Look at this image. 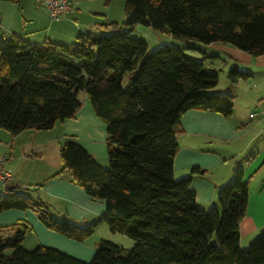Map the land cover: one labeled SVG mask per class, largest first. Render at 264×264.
<instances>
[{
    "label": "trees",
    "instance_id": "obj_1",
    "mask_svg": "<svg viewBox=\"0 0 264 264\" xmlns=\"http://www.w3.org/2000/svg\"><path fill=\"white\" fill-rule=\"evenodd\" d=\"M19 0H0L17 3ZM109 1V0H105ZM125 21L104 23L100 34L82 33L69 46H36L18 36L0 39V129L11 136L24 130H51L79 110L84 94L106 124L108 167H102L74 140L59 149L62 171L93 199L103 200L96 224L79 228L50 217L44 205L10 189L0 193V212L30 210L48 230L84 242L98 224L135 242L124 250L101 239L90 261L52 248L32 251L22 243L25 223L5 226L0 264H264V232L245 251L239 225L248 204L242 170L219 189L217 207L197 208L190 175L175 180L172 164L180 117L202 110L226 118L231 95L211 94L218 75L182 50L147 45L134 38L136 26L178 40L223 44L250 56L264 55V0H123ZM134 72L127 86L123 79ZM251 74L230 69L231 84ZM61 172L56 173L59 176ZM11 250L10 254L5 251Z\"/></svg>",
    "mask_w": 264,
    "mask_h": 264
},
{
    "label": "crops",
    "instance_id": "obj_2",
    "mask_svg": "<svg viewBox=\"0 0 264 264\" xmlns=\"http://www.w3.org/2000/svg\"><path fill=\"white\" fill-rule=\"evenodd\" d=\"M68 1L73 9L58 21H50L36 0L0 2V39L18 36L36 46L44 43L69 46L75 44L82 33H103L98 27L104 23L125 21L124 13L114 9V3L119 9L121 1ZM207 46L211 53L203 56L213 60V65L222 63L227 73L235 68L251 77L231 84L226 73L227 84L221 85L218 78L217 86L209 91L232 96L230 117L202 110L187 111L180 117L176 134L179 150L172 164L173 177L180 180L189 176L193 169L199 170L200 173L191 176L190 190L195 194L197 208L208 211L217 207L219 189L231 181L235 170H242L248 181V204L239 233L241 240H249L264 230V143L260 145V139L264 138V101L260 102V66L264 67V55L253 57L223 44ZM243 91L247 92L246 107L258 111L253 117H250L252 113L248 115L249 123L243 122L236 112L240 111L235 105ZM79 99L81 106L73 117L57 121L51 130L27 129L11 136L0 129V158L5 159V170L14 179L8 191L14 189L34 203L44 205L56 221L65 220L79 228H88L104 213V201L88 196L66 171H62L59 149L66 140H74L104 167L108 163L107 135L106 124L96 116L86 96L80 94ZM59 172L61 174L55 176ZM0 223H25L28 232L36 234L38 246L52 248L84 262L90 261L96 250L94 246L46 229L30 210L0 212ZM99 226L103 225L96 227Z\"/></svg>",
    "mask_w": 264,
    "mask_h": 264
},
{
    "label": "rangeland",
    "instance_id": "obj_3",
    "mask_svg": "<svg viewBox=\"0 0 264 264\" xmlns=\"http://www.w3.org/2000/svg\"><path fill=\"white\" fill-rule=\"evenodd\" d=\"M115 1L116 0H114V2ZM118 1L119 2L121 1L122 5H120L119 3V9H117L116 2H115L114 9L115 11L119 10V13L123 14L124 13L123 0H118ZM115 11L114 13L116 14ZM135 28L136 29L132 35L134 36V38L142 40L143 42L146 43L148 54L163 46L182 50L185 53V55L188 56L189 58L197 62H202L205 65V67L208 69V71L215 72L218 75L221 85L227 84L226 73L228 69H225L224 67L225 65L222 63H217L213 65L214 63L213 64L211 63V62H214L213 60L206 59L203 56V54L209 55L211 53V49L209 48V46L202 44L196 40H187V41L178 40V39L172 38L169 35H165L158 31H155L149 27L138 25ZM5 38H9V37H5ZM134 74H135L134 72H130L125 75L123 79L124 87L128 85L129 79L133 77ZM246 99H247V92L243 91V93H241L238 100L236 101L235 106L238 107V109H240V111H236L237 116H239L240 119L243 120V122L249 123L248 115L250 113L255 115V113H257L258 111H254L255 110L254 107H246ZM261 101H264V67L260 66V102ZM248 108H250V110H248ZM262 143H264V138L260 139V145ZM49 156H50V160H52L51 153L49 154ZM107 167H108V163L104 166V168H107ZM5 224L7 225L8 223H0V237H3V238L12 235V232L6 230ZM101 225L103 226L94 228L93 234L91 235V237H89L87 240L81 243H85L86 245H91L97 248V245L101 239L108 240V241L111 240L113 244H116L117 246L122 248L124 250L123 255L127 256L128 251L133 249L135 242L122 234L110 232L106 224H101ZM261 232H264V230H262ZM258 235L254 237L253 239H249V240L245 238L242 240L240 239V249L242 251L247 250L250 244L258 237ZM37 246H38V243H37L36 234L33 232L26 233L25 239L22 243L23 249L27 251L28 250L32 251ZM10 253H11V250L5 251V254L7 255Z\"/></svg>",
    "mask_w": 264,
    "mask_h": 264
},
{
    "label": "built area",
    "instance_id": "obj_4",
    "mask_svg": "<svg viewBox=\"0 0 264 264\" xmlns=\"http://www.w3.org/2000/svg\"><path fill=\"white\" fill-rule=\"evenodd\" d=\"M47 12L50 21H58L72 11L73 6L68 0H36ZM254 115L251 114L250 117ZM5 159L0 158V188L1 195L6 196L8 187L14 181L12 175L5 170Z\"/></svg>",
    "mask_w": 264,
    "mask_h": 264
}]
</instances>
